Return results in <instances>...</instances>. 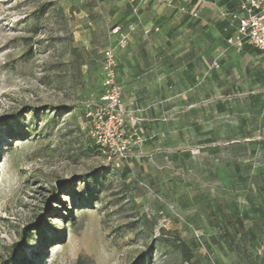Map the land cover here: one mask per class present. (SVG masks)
Instances as JSON below:
<instances>
[{"label":"rangeland","instance_id":"1","mask_svg":"<svg viewBox=\"0 0 264 264\" xmlns=\"http://www.w3.org/2000/svg\"><path fill=\"white\" fill-rule=\"evenodd\" d=\"M119 1L0 0V254L29 228L15 264H186L179 240L188 264H264L262 95L167 111L125 158L90 147Z\"/></svg>","mask_w":264,"mask_h":264},{"label":"crops","instance_id":"2","mask_svg":"<svg viewBox=\"0 0 264 264\" xmlns=\"http://www.w3.org/2000/svg\"><path fill=\"white\" fill-rule=\"evenodd\" d=\"M119 2L116 25L135 26L120 52L123 100L154 141H167V111L193 115L221 94L264 97V53L239 46L227 14L238 9V0H142L137 12Z\"/></svg>","mask_w":264,"mask_h":264},{"label":"built area","instance_id":"3","mask_svg":"<svg viewBox=\"0 0 264 264\" xmlns=\"http://www.w3.org/2000/svg\"><path fill=\"white\" fill-rule=\"evenodd\" d=\"M125 1L131 3L137 12V5L142 0ZM158 1L171 4L175 0ZM238 1V9L227 13L236 26L238 44H249L264 53V0ZM134 28L131 24L125 31L121 25H115L109 32L114 44L103 51L104 91L100 103L86 111L89 136L108 154L109 159L113 156L125 158L131 147H139L147 140L139 128L137 110L128 109L123 100L119 79L120 52L128 47ZM214 66L218 68V62H214ZM196 237L202 243L200 231H196Z\"/></svg>","mask_w":264,"mask_h":264},{"label":"trees","instance_id":"4","mask_svg":"<svg viewBox=\"0 0 264 264\" xmlns=\"http://www.w3.org/2000/svg\"><path fill=\"white\" fill-rule=\"evenodd\" d=\"M90 147L92 148H100V146H98L94 141H91L90 143ZM101 149V148H100ZM114 159V157H113ZM41 228V225L40 224H37L35 225V227L33 228V230L35 232L39 231ZM247 232L248 233H252L253 232V229L251 228H247ZM235 238V237H234ZM22 239H23V242L22 243H17L14 245L13 249H12V252L9 254V256L5 257L3 255L0 254V264H15L17 259H18V256H19V253H20V249H24L27 244L33 239V234L31 232V230L29 231V228L28 229H25L23 231V234H22ZM179 243V248L181 249L182 253H183V257L184 259L187 261L186 263H188L189 261H191L194 257V254L193 252L190 250V248L188 247V245L182 241H178ZM20 247V248H19ZM19 248V249H18ZM143 256L140 258V263L139 264H143ZM137 264V263H136Z\"/></svg>","mask_w":264,"mask_h":264}]
</instances>
